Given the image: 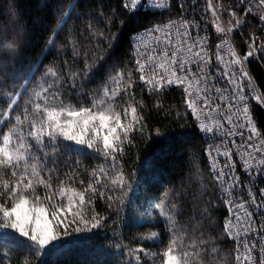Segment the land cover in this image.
<instances>
[{
    "label": "snow or ice",
    "instance_id": "snow-or-ice-1",
    "mask_svg": "<svg viewBox=\"0 0 264 264\" xmlns=\"http://www.w3.org/2000/svg\"><path fill=\"white\" fill-rule=\"evenodd\" d=\"M24 7L0 0V264H264V0H43L39 38ZM153 141L188 179L126 167Z\"/></svg>",
    "mask_w": 264,
    "mask_h": 264
},
{
    "label": "trees",
    "instance_id": "trees-1",
    "mask_svg": "<svg viewBox=\"0 0 264 264\" xmlns=\"http://www.w3.org/2000/svg\"><path fill=\"white\" fill-rule=\"evenodd\" d=\"M108 3H112L114 5V0H106ZM43 0H25V16L26 18L31 16L34 21H37L36 27L37 37L41 35L40 29V21H43L45 18V13L41 10L42 9ZM127 47V45H125ZM51 59V58H50ZM254 74L257 77H260L261 74H264V64L261 65H254L253 67ZM171 99H176V94L173 93L171 95ZM150 119L153 123L158 122L161 120V117L157 114H153ZM199 148L203 149L205 147L204 143L198 145ZM167 153L169 158L166 162L167 174L171 180H174L177 185L180 184L181 175L184 174L185 178L188 179V173L184 169V158L181 156V149L178 147L170 148L167 144L153 141L147 144H140L137 149H134L133 152L130 154L131 156L135 157L134 159H130L129 163L126 167L135 171L138 175L143 176L145 174L144 170L142 169V165L145 161H153L157 162L159 159ZM198 155L203 157V153H198ZM206 163V157H203ZM95 163V162H93ZM87 164V162H85ZM203 172L202 175L204 177L203 182L207 183L208 180V173L207 168L202 164L201 165ZM192 179H195V175L192 176ZM135 188V185L133 186ZM227 215L226 209L221 207L218 211H216L212 217L214 224L217 225L218 230L219 226L222 225L224 217ZM136 232L135 229L132 230H125L126 235H131ZM234 247L230 242H228L227 247L223 248L221 256L226 258L231 264V254L230 249ZM96 246L93 245L92 248L88 249L86 252L81 250H73L69 251L65 255L57 258V264H95L96 260ZM13 255H16L15 253Z\"/></svg>",
    "mask_w": 264,
    "mask_h": 264
},
{
    "label": "built area",
    "instance_id": "built-area-1",
    "mask_svg": "<svg viewBox=\"0 0 264 264\" xmlns=\"http://www.w3.org/2000/svg\"><path fill=\"white\" fill-rule=\"evenodd\" d=\"M208 143H210V142H208ZM205 145V144H204ZM206 146V145H205Z\"/></svg>",
    "mask_w": 264,
    "mask_h": 264
}]
</instances>
